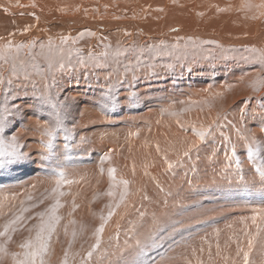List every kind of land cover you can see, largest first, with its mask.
<instances>
[{"label":"bare ground","instance_id":"6f19581e","mask_svg":"<svg viewBox=\"0 0 264 264\" xmlns=\"http://www.w3.org/2000/svg\"><path fill=\"white\" fill-rule=\"evenodd\" d=\"M34 1L37 2V5L40 2H41V4H45V3L48 4L50 2V0H34ZM51 1H52L51 5H48L50 7L65 6L64 4L66 3V5H67V2L69 3L70 7H74V4L77 3L76 1L72 2V0H51ZM87 1H89V0H87ZM87 1H83V2H85V5H86ZM99 1H106L107 2L108 0H99ZM127 1H129V2H127ZM118 2H119L118 5H116L117 3L115 4L117 6V11L120 10V12H122V13L123 12L134 13V12L139 11L142 14L143 12L149 11L147 16H145V17L149 20V22H152V23H154V25H156V27H155L156 29L154 31H150L148 28L144 27L141 23H139V21H131V19H130L129 23L124 24L120 21H116V20H112V19L111 20H103V22H101L102 20L98 21L95 19L94 20L88 19L89 17L86 19L84 16L80 17L79 13H77L75 16H71V17H68V16L67 17H62V16L59 17L58 15L52 14L48 11L47 12L42 11L43 9L39 10L40 7H39V9H35L33 12H31L33 9L30 11L32 14L34 13L33 18L37 24L34 22L30 23V20L26 18L27 16L24 17V16L18 14L17 8H19V7H16L14 5L15 8H13L9 4L7 5V3L4 0H0V7L1 6H8L9 7V14L6 13V16H2L1 15L2 13H0V48L5 47L3 49L4 52L0 51V71L3 72L2 74H4V73L6 74V72H4L6 67L8 66L6 63L9 64V62L6 60L7 58L4 59L7 56L5 53V50H6V48H8L9 50L12 51V54L18 55L19 51L17 53V49H15V48H17V44H16L17 41H18V43H20L21 41L27 40V42H30V41L39 42V44H43L44 42H46L48 44L49 48L50 49L52 48V51H54V50L58 51V49L60 50V47H58V49L55 47L60 45L61 43L65 42V41H67V39L62 40L61 36L59 35L60 36V38H59L60 40H59L58 36L50 35V34H48L50 32L45 33L43 30L45 28L48 29V27L51 23H60V22L66 28H68V29H66L65 27L64 28L60 27V29H64V33H65L64 37L69 36L68 34H69L71 29H72V31L73 30L79 31L81 29V27H83V26H85L84 28H86V27L100 28L102 26V24L104 26L106 24H108L109 27L113 26L114 28H116L117 26H124V27H127L129 29L130 28L131 29L136 28L137 33H138V39L136 40V42H137L136 44H138L140 46L141 50L144 49L145 55H142V57H143L144 61L146 60L145 64H142V65L137 64V66H135V68L141 67V70L135 71L134 65H136V63L134 64V60H132L133 58H135V56L133 55L134 57H131V59H129V60H127L128 58L126 59L125 56L124 57L119 56V53H117V48H121L119 46V42L122 39L120 38L119 35H115L112 38H109L110 40H114V42L118 43V46H117L115 51H113L112 45L109 46V49H110L109 51L112 53V55L115 54L114 55L115 57L113 58V57H110L108 54H106L107 56H109L111 58V60L114 61V63H113L114 68L113 69H115V71H116L114 84H112V83L105 84L104 81H101V82H99L101 84H98L97 82H93L94 78L92 76L89 77L87 75L86 76L88 77V80L84 83L82 82V79H80L78 81L77 80L71 81L69 79V76L68 77L65 76L66 78H61V81L64 82L66 86H64L63 84L59 85L58 83L60 80L57 78L58 83L57 84L54 83L53 80H55V79H53V78L56 77V75H51V77H48L47 79L45 78L46 80L44 81V84H40L41 83V82H39L40 79L38 80L39 77L36 79H34L32 77H27V80L23 79L24 80L23 81L22 76L17 77L15 75L16 80H14V82H11L13 80L10 79L11 80L10 82L12 84L17 83V85H19V84L21 86L23 85V87L25 85H27V86H25V87H27L26 90H24V91L17 90L16 88H18V87H16V85L12 89L11 88L12 84H9V83L4 85L0 89V108L6 107L9 110V116H8L7 121H6L4 131L0 132V138L6 139V138H10L12 135H16L18 138L17 143L21 146L19 150L23 151L25 153H28L30 155V159L27 162L10 163L7 165L0 164V228H1V230H2V226L4 224H6L9 220L14 219L15 216L24 214V212H22V210L21 211L19 210V208L23 207L24 201L29 199V197H31V198L35 197L37 194H39L41 192H43L42 194H46L51 202H54L56 197L59 196L62 201H64V202L69 201L72 203L69 206H63V208L67 210V213L69 215H71L70 218H71L72 222L62 221V224H65V229L58 224L59 220L56 222V229L59 230V227H60V229L63 230L65 233L66 240L69 244L68 248L70 249V251L73 248V246H72V234L73 235L75 234L77 236V239H75V240H77L78 242L84 241L85 244L87 245V242L90 239L89 235H88L89 228H88L84 219L91 212H95L96 214H99L102 216V219L100 221L103 224V232L100 233V235H101V237L104 236V239H103V242H104L107 239L111 238V235L113 233L117 234L116 232H118V231L115 232V230H117V228L120 225H122V223L120 221L124 218L123 215H125L126 213L130 214L129 203L131 204L133 202H136V203H138V205H142V203H143L142 198L147 197L146 203L148 204V206H147L148 210H155V211H157V214H160L159 213V205L157 204V202H158L157 198H161L163 196H167V197H171V196L176 197L177 196L176 200L174 198H169L170 200L167 203H168V205L170 203V206L168 208L173 210L176 207L180 206L182 203L180 201V199H184V195H185V191H184L183 187H181V189L175 190L174 188H169L170 185H167L168 187L166 186V183L172 184L173 179L171 180L172 182L170 180H169L170 182H165V181H168L167 180L168 175L166 176V174L170 173L171 175H173L176 173V170L174 168H171L170 172L167 170H164V171H166V174H163V171H160V169L157 168L159 166H157V167L153 166V164H154L153 161H154V159L163 161V159L165 158L166 159L165 161L167 163L170 162L172 160L171 159L172 158L171 149L175 148V147L181 148L185 143L186 132L189 131L187 133L191 134L190 131L193 130L194 127H196L197 129L199 127H201V125H203L202 124L203 121L200 118L198 120H195L196 119L195 118L192 121V123H190V125L186 124L185 119L179 113V111L186 106H183L184 102L182 103V101L180 104L177 103V101L179 102V100L182 97L181 98L179 97L180 99H173L174 97L172 95L164 94L165 93L164 90L167 89L168 86L173 85V84L175 86H177L179 90L182 89V83L181 82L176 81V83H175L176 79L173 78V80L171 79L170 83H168L169 80L167 82H166V80H162V79H160L161 81H157V80H154V78L152 77V74H154V76L159 75L158 73L153 72L155 69L157 71H162V72H163V70L164 71L165 70L170 71V70H173L174 68L176 69L175 64H174V62H176V61H173L172 58L174 57L173 54H176V53H178V51H180V48H179V50H178V48L177 49L173 48L172 55L169 54V52H170L169 49H171L172 47L167 48L166 47L167 45L165 46V43H167V41L165 39L166 35H168V34H173V35H177V34L194 35V34H196V37H190V39L192 38L195 40L196 50H199L198 47L205 48V45L202 46V44H203L204 40H208L211 43L214 42L213 43L214 45L210 44V46L215 47V48L219 47L222 50V52L224 49L225 54L231 52L233 49L232 50H230V49L235 47L234 45H238L239 48L242 47V49H239L238 54H236L237 56L243 57V56H246V54H248L249 56L247 55V57L255 58L256 56L259 57L261 55H264V0H121V1L119 0ZM150 2H152V4L155 7H150L148 5ZM17 3H19V1ZM20 3H22V2H20ZM25 3L23 5L26 7ZM79 4H80V2H79ZM50 7H48V8L46 7V8L49 10ZM0 10H2V9H0ZM22 10L23 9H21L20 11H22ZM24 10L26 11V9H24ZM5 11H7V9ZM24 13H26V12H24ZM27 13H29V12H27ZM166 22H168L169 24H171V23L174 24V22L186 24V25L188 24L189 28L183 29L181 27H177V28H173L170 31H167L166 29H163L160 27L161 25H163ZM44 24H47L48 26L44 27L45 26ZM61 24H60V26H61ZM157 26H158V28H157ZM167 28H171V27H167ZM25 29H27V30H25ZM98 30H97V32H98ZM208 30L210 31L211 35L209 33H207ZM94 31H95V29H94ZM99 33H100V31H99ZM133 36H134L133 33L129 32V35L127 37L128 41L130 40L129 42L133 41L132 39L137 38V37L133 38ZM209 36H212L213 38L212 37L209 38ZM86 40H89L88 37ZM182 40H184V39H182ZM81 41H83V43H82L83 45L86 44L84 39ZM100 41H101V43L108 45L106 43V40H103V41L100 40ZM9 42H10V44H9ZM80 43L81 42H79L78 45H80ZM96 43L99 44V40ZM178 43L181 44L180 41L176 42V44H178ZM183 43H185V42H183ZM39 44H37V46L40 47ZM131 44H128V45H131ZM12 46L14 47V50H12ZM85 46L88 49H90L87 45H85ZM83 47H81V48L83 49ZM181 48H182V46H181ZM236 48L237 47H235V49ZM253 48H255L256 51H252ZM88 49H86V52ZM91 50H94V48ZM91 50H90V52L93 53ZM106 50H107V48H106ZM157 50L158 51L162 50L166 53V57L169 59V60H167V61H169L167 63L169 68H166L163 66L164 69H162V70L160 69V66L166 64V62L161 60V57L159 59H157L156 62H153L151 57H153V55L157 54V52H158ZM29 51H30V49H29ZM236 52H237V50H236ZM32 54H34V53H32ZM26 55H23V56H26ZM32 56L34 57V55H32ZM128 56H130V55H128ZM237 56L234 57L233 59H236ZM36 57H37V55H36ZM36 57H34V58H36ZM23 60H25V57H23ZM131 60H132L133 66L131 69L129 68L130 71H128V73L126 75L123 72V70L125 68V64H127V62H129V61L131 62ZM190 60H185V61L188 62ZM229 61L224 60V64L227 66V68L230 66ZM117 62H121V63H117ZM202 62L203 61H201V66H200L199 70H202L201 69L202 64H203ZM209 62H207V63H209ZM184 63H186V62H184ZM190 63L192 64V61ZM149 64H151V65L155 64L153 66L154 68L148 67ZM205 64L206 63L204 62V65ZM210 64H208V65H210ZM180 65H182V64L179 63V66ZM250 65H251V63H250ZM146 66H147V68H146ZM196 66H195V68H197ZM182 67H184V66H182ZM177 68H178V66H177ZM184 68H189V67H184ZM224 68H225V66H224ZM252 68H250V72H252V74L258 73L256 71L259 69V67L256 69L255 64H252ZM104 70L105 69L99 70V73L103 74V75H105V73H108V74L110 73V72H107V70H105V71ZM226 70L230 71L229 69H226ZM191 71H193V70H191ZM150 72L152 73L151 75L149 74ZM122 73H123V75H122ZM108 74H107V77H108ZM229 74H230V72H229ZM247 74H248V71H247ZM247 74H245V76H247ZM60 75L58 77H60ZM76 75L74 73H72V76H76ZM145 75L147 77H145ZM165 76H166V74H165ZM107 77H106V79H107ZM262 77L264 79V70L262 73ZM232 78H230L229 80H231ZM91 79L93 81H91ZM179 79H181V78H179ZM252 80H253V83L249 82V84H248L247 81H244L243 83H245L246 86L255 87L257 79L252 78ZM8 81H9V78L8 79L5 78L4 82H8ZM224 81H225V79H224ZM242 81H237V84H241ZM57 85L60 89L55 90V88H57ZM162 87L164 88L163 90H162ZM260 87H263L262 89H264L263 85H260ZM158 88H159V91H158V94H156V91ZM216 88H217V86H216ZM241 88H239V91ZM250 88H248L249 91H250ZM248 89H247V91H248ZM13 90H15L17 92V94L15 93L16 95L14 94ZM252 90L257 91L256 87L254 89H251V91ZM241 91H242V89H241ZM42 93L47 95L50 99H52L53 102H59L61 105L66 106V109L62 110V117H63V121H64V126L67 129V131L62 130V129L57 130L56 135L53 137V148L51 150L46 149L44 147V144L42 143V141H47L49 139L47 136H43L42 132H43V126L48 124L50 121L49 113L52 111V109L49 105H44V104L40 103V97H41ZM213 94H215V93L210 94L209 101L207 102L208 108H206L208 110L206 111L205 114H203V117H206L208 119H210L212 116V110H211L212 108L211 109L209 108L211 106V105H209L210 104L209 102L214 100L215 95L213 96ZM249 95H250V92H249L248 96ZM184 96H185V94L183 95V97ZM187 99L188 98H186V100ZM225 99L228 100V97L226 96ZM202 100H204V99H202ZM216 102H217V100H216ZM124 103H128L129 105L123 106ZM197 103H198V101H197ZM253 103L254 102H252V105H254ZM202 104H203V102H202ZM172 105H174L173 108H172ZM197 105L200 108V105L199 104H197ZM179 106H181L180 110H179ZM219 106H220V104L218 105V107ZM166 107H168V109H166ZM252 108H253V106H252ZM186 109L188 112L189 109L187 107H186ZM214 109H216V108H214ZM170 110H172L171 112H173V116H174L173 118H175V119H172V122L169 120L170 118L168 119L166 117V116L170 115V114L167 115V112H170ZM195 110H196V107H195ZM200 110H202V109H200ZM236 111H237V109H236ZM251 111H253V110L251 109ZM257 111H259V110H257ZM254 112L256 113V110ZM163 113L164 114L166 113V115L164 116ZM255 113L253 115H255ZM257 113L264 114V113H261V111H259ZM121 114L122 115L124 114L123 116L127 119L123 118V116L121 117ZM201 116H202V114H201ZM235 116H237V115H235ZM241 116H243V115H241ZM256 117L257 116H255L254 118H256ZM171 118H172V116H171ZM251 118H253V117H251ZM238 121H239V118H238ZM263 121H264V117H263ZM251 122H253V121H251ZM255 122H254V124H255ZM241 123H243L242 120H241ZM243 124H245V123H243ZM247 124H249V126H250L249 120H248ZM257 125H260L259 122ZM224 126L225 125H223V128H224ZM261 126H262V124H261ZM225 128H226V126H225ZM244 129H248V128H244ZM254 129L256 130L257 127H255ZM258 129L261 131V128H258ZM259 130H258L259 133L263 132V131L260 132ZM220 132H219V134H220ZM247 133L249 134L251 132H247ZM233 134L235 135V133H233ZM194 135L196 136L195 133H194ZM249 135H247V137H249ZM251 135H252V133H251ZM251 135L249 137L250 139L252 138ZM260 135H262V134H260ZM66 136H68L69 138L65 139ZM254 136H257V135H254ZM81 137L84 138L83 142H81ZM212 137H214V136H212ZM259 137H263V136H259ZM194 138L197 139V137H194ZM238 140L240 142V139H238ZM262 140H263V138H262ZM197 142L199 144V141H197ZM193 143L195 144L196 142H193ZM65 144L70 145V147L65 148ZM186 147H187V145H186ZM190 149H194V148H190ZM197 150H199V147ZM190 151H192V150H190ZM198 152H200V150ZM212 152H214V151H212ZM192 153H193V151H192ZM189 154H190V152H189ZM105 155L108 157L107 159H104ZM44 156H47L48 158L44 159L43 158ZM177 157L178 156H175L174 158L177 159ZM201 157L202 156H200L199 158L201 159ZM237 157H239V156H237ZM242 157H243V155H242ZM242 157L240 154L241 159H242ZM180 158L178 157V160H180ZM188 158H190V157H188ZM195 158L197 159V157H195ZM209 158H208V160H209ZM244 158H245V156H244ZM182 159L184 160V158H182ZM210 159L212 161V158H210ZM178 160H177V162H178ZM189 160L190 159H188L187 163H189ZM205 160H207V159H205ZM259 160L260 159H257L253 163L251 162V164H249V163H247V164L250 165L251 169H255V166L257 163H259ZM193 161L196 162V160H193ZM197 161H198V159H197ZM224 161H225V159H224ZM234 161L236 162V160H234ZM199 162H200V160H199ZM196 163H198V162H196ZM215 163L213 162V164H215ZM174 164H176V163H174ZM233 164L234 163H232V166H233ZM244 164H245V162H244ZM244 164L242 166H244ZM210 166H211V163H210ZM219 166H221V165H219ZM226 166H229V164L228 165L226 164ZM192 167H193V165H192ZM198 167L201 168L200 166H198ZM222 167H223V165H222ZM245 167L247 168L248 166L245 165ZM231 168H228V170ZM238 168H239V166H238ZM240 168H242V167H240ZM109 169H115V171L110 174ZM201 169H203V168H201ZM201 169H199V171ZM220 169L222 170V168H220ZM223 169H224V167H223ZM251 169H250V171H251ZM58 170H63L65 173L64 179L68 180V181H72V183H63L62 182L61 185L59 186V188H57V191L55 193H53L52 189L56 187L55 181L58 178L56 175ZM207 170H208V168H207ZM230 171H233V170L231 169ZM234 171H236V169ZM203 172L204 171H202V173ZM224 172H225V174H227L226 168H225ZM190 173H191V171H190ZM206 173H208V171ZM199 174H198V176H199ZM218 174H219V171L215 172L212 175L211 174H209V175H211V176L214 175L215 177H217ZM225 174H224V176H225ZM240 174H239V176H240ZM252 174L251 173L247 174V178L245 177L246 181H249L250 182L249 184L252 186L253 185L261 186L260 182L256 178L252 177ZM164 175H165V177H167V179L166 178L163 179ZM192 175H193V173H192ZM231 175H232V177L234 176L233 174H231ZM231 175H227L226 177H229ZM254 175H255V173H254ZM239 176H237V177H239ZM242 176H244V175H242ZM226 177H224V178L227 179ZM170 178H171V176H170ZM210 178H212V177H210ZM220 178L222 180L223 177H219V179ZM224 178H223V180H224ZM195 179H197V178H195ZM206 180H207V178H206ZM213 180L214 179L209 180V183H207V184H211L213 182ZM234 180L236 181V178H234ZM122 181H127L128 183L125 185ZM210 181H212V182L210 183ZM215 181H217V180H214V182ZM224 181H226V180H224ZM237 181H241V180L237 179ZM200 182H201V180H200ZM228 182H230V179L228 180ZM231 182H230V184H231ZM226 183H227V181H226ZM226 183H225V185H226ZM233 183L238 184L237 182H233ZM216 184H218V183L216 182ZM221 184H220V186L222 187ZM194 185L196 186V184H194ZM211 185H214V183ZM188 186H190V185H188ZM195 186H194V188H196ZM203 186H205L204 183H203ZM217 186H219V185H217ZM234 186H238V185H234ZM191 187H190V189H192ZM227 187H229V186H227ZM238 187H240V186H238ZM196 189H198V188H196ZM250 189H252V188L250 187ZM113 191H115L116 193H120V201L114 198V195L112 193ZM249 191H251V190H249ZM131 192L134 193V198L131 202H129V195L131 194ZM172 192H175L176 196L172 195ZM60 193H63V195H61ZM109 193H111V195H109ZM146 194H150L151 197L147 196ZM122 195H123V199H121ZM185 196H187V195H185ZM204 196H205V194H204ZM259 196H257V195L250 196L246 206L243 207L244 205L243 206L241 205L244 208L242 211L237 212L238 211L237 210L233 216L231 214V217L227 216L226 218H223L222 216L213 215V214H215L214 213L215 209L213 211V214L211 213L212 211L210 212L212 215L211 214H205L203 217H200V218H205V220H203V219L202 220L201 219H198V220L192 219V217H193V216L191 217L192 211H190V210H188L182 214H179L180 211L178 209L179 215H177V217L173 216V218H170L171 216L167 217L168 212H167V214H165L163 212L165 214L164 216L167 217V218L166 217L165 218L167 219L166 224L168 225V229L170 227H175L176 230H177V228L179 229L180 236L178 235L179 237L174 242V244H171L173 246H157V245L155 246L154 242L155 241L157 242V240L159 239L157 237H160L164 233H160V235H157L158 229L156 227H153V229H151V226H153L151 224H150L151 226L149 225L150 230H153V232L156 234V235L154 234L155 239H150L151 237L148 238L147 235H145L143 232H139L138 230H131L133 227L131 228L130 225L127 226V228L124 231H121L120 230L121 227H120L118 230L121 231L120 232L121 235H124L126 237L129 236L130 237L129 239H130V242L132 245L138 244L139 239H140L141 244L144 246H137V245L129 246V243H128V246L127 245L124 246V244H122V243H120V246L119 245L118 246H108V245L113 244V242L106 241L105 244L107 246H99L98 251L96 253H94L91 257L92 262L90 261L91 263H89V262H86V263H89V264H232V261L236 260L237 264H241L240 260L233 253H227L228 249L226 250V253L221 252V251H223L221 246L224 245V244L222 245L221 243L235 244L237 241H239V238L242 239L243 237H245L244 236L245 231L255 233L257 230L256 225L260 226V228H261V234L260 235L264 236V212L257 215L256 224H253L252 220H251V217L253 215H256V212L254 210L264 209V198L259 197ZM37 198H39V197H37ZM30 201H31V199H30ZM38 201H36V202H38ZM191 201H193V199ZM194 202H196V200H194ZM28 203L29 202H27L25 204L27 205ZM223 204H225V203H223ZM243 204H245V203H243ZM164 206H166V205H164ZM183 206H185V205H183ZM178 208H180V207H178ZM194 208H195V206H194ZM203 208H205V207H203ZM213 208H215V207H213ZM239 208H240V205H239ZM206 209H208V208H206ZM34 210H36V209L34 208ZM171 210H170V212H172ZM223 210L224 209H222V211ZM233 210L234 209H232V211ZM109 211L113 212V215L111 217L108 216ZM176 211H174V214ZM204 212L207 213L206 211H204ZM216 212H218V210ZM154 213H156V212H154ZM163 213L161 212V216H163L162 215ZM228 213H230V211ZM171 214L173 215V213H171ZM10 215H11L12 219H10V217H9ZM46 215L53 216V215H55V213L54 214L49 213ZM133 215L135 216V214H133ZM200 215H202V214H200ZM208 215H209V217H208ZM138 216H136V217H138ZM118 217H119L120 225H119V223L117 224L114 221V219L117 220ZM136 217H135V220H136ZM178 217H181V218H178ZM138 219H139V217H138ZM229 219H231V220H229ZM156 220H158V219H156ZM162 220H163V218H162ZM74 221H77V222L75 223ZM163 221H161L162 226H164ZM40 222H41V218L38 215H35L34 218H32V219H30V218L24 219L23 221H21L20 223H18L17 225L14 226V227H16L17 230L15 232H13V234H10L12 237L11 241L7 242L6 237L3 239H0V244L6 243V246H8V249H6L3 252H0V264H15L16 259L22 258L23 249L20 248L19 245L23 241H25L26 239L30 238L33 235V233L37 230L36 226H38L40 224ZM149 223H151V222H149ZM21 224H23V227L20 226ZM141 224H143V223H141ZM144 224H145V222H144ZM144 224L142 226H144ZM131 225H132V223H131ZM156 225L159 226V223L156 224L155 217H154V226H156ZM167 225H166V227H167ZM229 225H231V227H229ZM209 226L212 228V230L219 232L222 235L225 232L226 236H227L226 239H223V241H221V243H219V244H221V246H219V249L217 248L216 254L211 253L212 250L214 249L213 245L212 246L211 245L210 246L209 245L203 246V245H207V244L211 243V241L210 242L207 241L208 238L206 239L203 237V235L199 234L200 232L203 231L202 230L203 227H209ZM99 227H100V225L97 227V229ZM143 228H145V227H143ZM154 228L157 230H155ZM29 229H31V231ZM212 230H211V233H212ZM170 233H171V231H170ZM207 233H208V231H207ZM225 233H224V235H225ZM58 236H59V231L58 232L55 231L52 234L51 240H53V243H52V245H49L52 247L50 248V250L47 251V254L45 255V262H48L47 258L50 255L56 254V250L58 247L56 241H57ZM87 237L89 239H87ZM120 238H122V237H120ZM231 238H234V239L230 240ZM73 241H74V239H73ZM122 241H123V239H122ZM128 241L126 240V242H128ZM212 242H214V241H212ZM117 243L119 244V242H117ZM121 244L123 246H121ZM216 244H218V243L216 242ZM226 247H229V246H223V249H226ZM12 253H20L21 255L19 257L14 258L12 256ZM71 253L73 255L70 254L69 257L75 258L76 255L74 254V252L71 251ZM225 256H227L229 258L227 262L224 260ZM253 256H255V258L252 260L255 261V264H258L260 262V259H261L258 251H255L254 254L251 255L250 258H252ZM65 257H67V255H62L60 257V260H61L60 262H62V264L65 260H67ZM69 259H71V258H69ZM69 263L73 264L71 262H69ZM77 263H74V264H77Z\"/></svg>","mask_w":264,"mask_h":264},{"label":"rangeland","instance_id":"374dc122","mask_svg":"<svg viewBox=\"0 0 264 264\" xmlns=\"http://www.w3.org/2000/svg\"><path fill=\"white\" fill-rule=\"evenodd\" d=\"M4 1L7 3V5L9 4L13 8H15V6L16 7H19V8H17L18 14L19 15H22L24 17L27 16L26 18L30 20V23L31 22L36 23L35 20H34V18H33L34 17V13L32 14L31 12H33L35 9H39V7H40L39 10L43 9L42 11H46V12L48 11V12H50L52 14L58 15L59 17L60 16H62V17H67V16L68 17H71V16H75L77 13H79V16L80 17L81 16H84L86 19L89 17L88 19H91V20H94L95 19V20H98V21H101L102 20L101 22H103V20H111L112 19V20L120 21V22H122L124 24L129 23L130 22V19H131V21H139V23H141L144 27L148 28L150 31H154L156 29L155 28L156 25H154V23H152V22H149V20L145 17L149 13V11L143 12L142 14L139 11L134 12V13H130V12H127V13L123 12L122 13V12H120V10L117 11V6L116 5L119 4V2H118L119 0L118 1L117 0H108L107 2L106 1H99V0H89V1H87V0H72V2L73 1H76L77 2V3L74 4V7H70L68 2H67V5L69 7L66 5V3L64 4L65 6H58V7L53 6V7H50L48 5H51V2H52L51 0H50V2L48 4L45 3L46 5L45 4H41V2L37 5V2L34 1V0H4ZM18 1H19V3H17ZM83 1H87L86 2V5H85V2H83ZM20 2H22V3H20ZM79 2H80V4H79ZM127 2H129V1H127ZM24 3H25V5H26L27 8L23 5ZM148 5L150 7H155L152 4V2H150ZM7 7L8 6H1L0 7V9H2V10H0L1 11L0 13H2L1 14L2 16H6V13L9 14V7L8 8ZM46 7L47 8L50 7L51 9L49 8V10H48ZM6 9H7V11H5ZM21 9H23V10L20 11ZM24 9H26V11ZM24 12H26V13H24ZM27 12H29V13H27ZM51 24L49 25L48 29L47 28L43 29L44 27H47L48 26L47 24H44L45 26L42 29L44 30L45 33L50 32L48 34L53 35V36H58V39L60 38V36L61 37H64L65 36L64 35L65 34L64 33V29H60V27L61 28H64L65 27L63 24H61V22L60 23H51ZM60 24H61V26H60ZM84 27L85 26L81 27V29L79 31H77V30L76 31H74V30L72 31V29H71L70 32H69V34H68L69 36L67 35L68 36L67 37V41H65V42H63L61 44L59 43L60 45H58V46L55 47L57 49H58V47H60V50L58 49V51H55V50L52 51V48L50 49L49 46H48V44L46 42H44L43 44H39V42H32V41L27 42V40L21 41L20 43H18V41H17V43H16L17 44V48H15V49H17V53L19 51L18 55L12 54V51L9 50L8 48H6L5 53H6L7 56L4 59L7 58L6 60L9 62V64L6 63L8 65L6 67V69H5V71H4V72H6V74L5 73L2 74L3 72L0 71V81H1L0 82V89L4 85H6L8 83L9 84H12L11 82H14V80H16L15 75L17 77L18 76H22V80L23 79L27 80V77H32L34 79H36V78L39 77L38 80L40 79V81H39V82H41L40 84H44V81L48 77H51V75H56V77L53 78V79H55V80H53L54 83H56V84L58 83L57 82L58 81L57 78H58L60 80L58 84L59 85H62L63 84L64 86H66V85H65L64 82L61 81V78H66L68 76H69V79L71 81H73V80H77L78 81V80L82 79V82L84 83V82H86L88 80V77L87 76H89V77L92 76L94 78V81L92 79H91V81L97 82L98 84H101V83H99L101 81H104L105 84H107V83L114 84V82H115V76H116V73L115 72L116 71H115V69H113L114 68V66H113L114 61L111 60L110 57H113L114 58L115 57L114 56L115 54L112 55V53L109 51L110 50L109 49V46L112 45L113 46V51H115L116 48H117V46H118V43L114 42V40H110L109 38H112L115 35H119L120 38L122 39L119 42V46L121 48H117V53H119V56H123V57L125 56L126 59L128 58L127 60L131 59V57H134V56H135V58L137 57L136 59L135 58L132 59V60H134V64L136 63V65H134V68H135V66H137V64H141L142 65V64H145L146 63L145 62L146 60L144 61V59L142 57V55H145L144 54L145 53L144 49L141 50L140 49V46L138 44H136L137 43L136 40L138 39V33H137V29L136 28L135 29H131V28L129 29V28L124 27V26H117L116 28H114L113 26H111L112 27L111 28V27H109L108 24H106L105 26L102 24V26L100 28H97V27H86V28H84ZM160 27L163 28V29H166L167 31H170L173 28H177V27H181L183 29H188L189 28L188 24L186 25V24L175 23V22H174V24H172V23L169 24L168 22H166L163 25H161ZM167 27H171V28H167ZM157 28H158V26H157ZM66 29H68V28H66ZM94 29H95L96 32L94 31ZM97 30H98V32H97ZM99 31H100V33H99ZM208 31H207V33H209L211 35L210 31L209 32ZM129 32H132L133 33V35H134L133 38L134 37H137L135 39H132L133 41H131V42H129L130 40L128 41V39H127L128 35H129ZM81 33H83V35H81ZM89 33H93V34L90 35ZM87 37H88L89 40H86ZM190 37H196V34H194V35H190V34H185V35H182V34H177V35L168 34V35H166L165 39H166L167 43H165V46L167 45L166 46L167 48L172 47L171 49H169L170 50L169 54L172 55L173 48H175V49L178 48V50L180 48V51H178V53H176V54H173L174 57L172 58L173 61H176V62H174L176 69L175 68L174 69L172 68L173 70H170V71L169 70H165V71L163 70V72L162 71H157L155 69L153 72L158 73L159 74L158 76H154V74H152L151 72L149 73L150 75L152 74V77L154 78V80H157V81H161L160 79H162V80H166V82H167L169 80L168 83H170L171 79L173 80V78H174V79H176L175 80V83H176V81L181 82L182 83V89L179 90L178 87L173 84V85H170V86L167 87V89L169 91L167 89H165L164 90L165 93L164 92L163 93L164 94L172 95L174 97L173 99H180L182 97L179 100V102L177 101V103L180 104L181 101H182V103L184 102L183 103V106H186L189 109L188 112H187L186 107H184V108L181 109V106H179V110L181 109L179 111V113L185 119V123L186 124L190 125V123H192V121L195 118H196L195 120H198L200 118L203 121V123H202L203 125H201V127L198 128L199 130L196 127H194V129L190 131L191 134H188L187 133L189 131L186 132L185 143H184V145L181 148L180 147H175V148H172L171 149V155H172V158L171 159L172 160L170 162L167 163L165 161L166 160L165 158L163 159V161L156 160V159H154V161H153V163H154L153 166H156V167L159 166L157 168H159L160 171H163V174H166V171H164V170H167L169 172H170V169L171 168H174L176 170V173L173 174V175H171L170 173L169 174H166V176L168 175L167 176L168 179H167V177H165V175H164V178L163 179L166 178L168 180V181H165V182H170L173 179V182L174 183L171 181L172 184L171 183H166V186L167 185H170L169 188H174L175 190L181 189V187H183V189L185 191V195H187V196L184 195V199H180V201L182 202L181 205L178 206L180 208L176 207L173 210H171L170 208H168L170 206V203L168 205L167 202H169V200H170L169 198H174L175 200L177 199V196H176V193L175 192H172V195H174L176 197H173V196H171V197L163 196L161 198H157V201L159 202V203L157 202V204L159 205V213L160 214H157V211H155V210H148V208H147L148 204L146 203V198L147 197L142 198V202H143L142 205H138V203H136V202H133L131 204L129 203L130 214L129 213H126L125 215H123V217H124L122 219L123 221L122 220L120 221L122 223V225H120V223H119V217H118L117 220L114 219V221L117 224L119 223L120 226L117 228V230H115V232L118 231V232H116L117 234H114L113 233L111 235V238H109V239L106 240V241L113 242V244L108 245V246H118V245L120 246V243L124 244V246H126V245L128 246V243H129V246H133V245L134 246L135 245H137V246H144V245L141 244L140 239H139V243L140 244L138 243V244H133L132 245L131 242H130V239H129L130 237L129 236L126 237L124 235H121L120 232L121 231H124L127 228V226H129V225L131 226V228L133 227L131 230H138L139 232H143L145 235H147L148 238L151 237L150 239H155V236H154L155 233L153 232V230H150V226L153 225V226H151V229H153V227H156L158 230L155 229V228L154 229L157 230V233H158L157 235H160V233H164V234L166 233L165 235L162 234L160 237H157L159 239L157 240V242L156 241L154 242L155 244L154 243L153 244L155 246L156 245L157 246H173L171 244H174V242L180 236L179 229L177 228V230H176L175 227H170L168 229V225L166 224V222H167L166 221L167 220L166 218L167 217H170V216H171L170 218H173V216L174 217H177V215L182 214V213L190 210V211H192L191 212V217L193 216L192 219H194V220L195 219L196 220H198V219L205 220V218H200V217H203L205 214H211V213L213 214V211L215 209V211H214L215 214H213V215H215V216H222L223 218H226L227 216L231 217V214L233 216L234 213L237 210H238L237 212L242 211L244 209L243 207L246 206V204H247L250 196H253V195L259 196L260 195L259 197H263L264 198V195H263L264 194V189H263L264 186H262V185H261L262 187L259 186V185H253L252 186L250 184L246 186L243 182L237 181V179L239 180L242 175H244L243 176L244 178L245 177L247 178V174L248 173H251V174L253 173L252 174V177L253 178H256L259 181V179H258L259 178L258 173L255 171V169H251L250 168V165L249 164H251V162L247 159L246 153H245V150H244V143H246V142H245V140L241 139L240 136H244V135L247 136L249 134L251 135V133H252L251 137H253L254 135H257V136H254L255 139L258 140V141H260V142L263 141L262 143H264V131L262 132V130L260 131L258 129V128H261L260 127L261 124H264L263 123L264 122L263 121L264 114L257 113L259 111H261V113H264V106H262V105H264V89H262L263 87H260V85H263L264 86V83H261L260 82L261 80H264L263 77H262V73H263L264 67H262L260 65V63L258 62L257 59L247 57L248 54H246V56H243V57L237 56L236 54H238L239 49H242V47L239 48L238 45H234L238 49L237 48L235 49V47H233V48L230 49V50L233 49L231 52L225 54L224 49H223V52H222V50L219 47L215 48V47L210 46V44L211 45H214L213 44L214 42L211 43L208 40H204L202 46L205 45V48L198 47L199 50H196V48H195V46H196L195 45V40L192 39V38L190 39ZM210 37H212V36H209V38ZM83 39L86 42L85 45H87L90 49H88L85 45L82 44L83 41H81V40H83ZM182 39H184V40H182ZM98 40H99V44L101 43L100 40H102V41L103 40H106V43L108 45L103 44V43H101L99 45V44L96 43ZM177 41H180L181 44L183 42H185V43H183L182 45L179 44V43L176 44ZM79 42H81L80 45H78ZM20 44L24 45V47H22V48L21 47H18V45H20ZM37 44H39L40 47L37 46ZM128 44H131V45H128ZM181 46H182L183 49L181 48ZM81 47H83V49ZM92 47L94 48V50H91V49H93ZM4 48L5 47L0 48V51L1 52L2 51L4 52V50H3ZM106 48H107V50H106ZM29 49H30V51H29ZM86 49H88L87 52H86ZM12 50H14V47L13 46H12ZM90 50L93 53H91ZM236 50H237V52H236ZM161 51L162 50H159L157 52V54L156 55H153V57H151V58H152L153 62H156V60L161 57V60L164 61V62H166V64L160 66V69L162 70V69H164V67L169 68V66L167 64L169 62L167 60H169V59L166 57V53L164 51H162V52ZM32 53H34V54H32ZM106 54H108L110 57L107 56ZM23 55H26V56H23ZM32 55H34V57H36V55H37V57L34 58ZM128 55H130V56H128ZM236 56H237V58L236 59H233ZM23 57H25V60H23ZM255 58H258V56H256ZM132 60H131V62L129 61V62H127V64H125V68H124L123 72L126 75H127L128 71H130L129 68L131 69L132 66H133ZM185 60H190V61L187 62ZM224 60H228V61L230 60L229 61L230 66L228 68L224 64ZM191 61H192V64L194 63L193 65L190 63ZM201 61H203L202 62L203 63L202 64V68H201L202 70H199V68L201 66ZM184 62H186V63H184ZM204 62L207 65L206 64L204 65ZM207 62H209V63H207ZM249 62L251 63V65H250ZM117 63H121V62H117ZM179 63L182 64V65L179 66ZM208 64H210V65H208ZM252 64H255L256 69L259 67V69L256 71L258 73H253L252 74V72H250V68H252ZM154 65L155 64H153V65L149 64L148 67L154 68L153 67ZM177 66H178V68H177ZM182 66L189 67V68H184ZM195 66L198 69L195 68ZM224 66H225V68H224ZM146 68H147V66H146ZM101 69H105V70H107V72H110L111 74L110 73L109 74L108 73H105V75L100 74L99 73V70H101ZM226 69H229L230 71H227ZM136 70L137 71L138 70L140 71L141 70V67H136L135 68V71ZM191 70H193V71H191ZM247 71H248V74H247ZM229 72H230L231 75L229 74ZM72 73H74L75 75L77 74L76 75L77 77L76 76H72ZM107 74H108V77L109 78L107 77ZM165 74H166V76H165ZM245 74H247V76H245ZM59 75H60V77H58ZM122 75H123V73H122ZM106 77H107V79H106ZM145 77H147V76L145 75ZM5 78L6 79L9 78V81L8 82H4L5 81ZM179 78H181V79H179ZM230 78H232L233 80L232 79L229 80ZM252 78L257 79V82L255 84V87H256V90L258 89L259 91L258 90L257 91H253V90L251 91V89H254L255 87L246 86L245 83H243L244 81H247L248 84H249V82L253 83ZM10 79L13 80V81H11ZM224 79H225V81H224ZM237 81H242V83L241 84H237ZM13 84L11 85V88L12 89H13V87L15 85H16V87H18V88H16L17 90L24 91V90L27 89V87H25L27 85H25L23 87V85L22 86L20 84L17 85V83H13ZM216 86H217V88H216ZM239 88H241L242 91H241V89L239 91ZM248 88H250V91H249ZM57 89H60L58 87V85H57V88H55V90H57ZM163 89L164 88L162 87V90ZM247 89H248V91H247ZM15 90H13V92H14V94L15 93L17 94V92ZM158 91H159V88L157 89L156 94H158ZM249 92H250V95L248 96ZM211 93H215V94H213V96L215 95V97H214V100H212L211 102H209L210 103L209 105H211L209 108L210 109L212 108L211 109L212 110V116H211L212 119L211 118L208 119L206 117H203V114H205L206 111L208 110V109H206V108H208L207 107V105H208L207 102L209 101V97H210V94ZM184 94H185V96H184L185 98L183 97ZM226 96L228 97V100L225 99ZM186 98H188L190 101L188 99L186 100ZM202 99H204V100H202ZM216 100H217V102H216ZM197 101H198V103H197ZM202 102H203V104H202ZM252 102H254L253 103L254 105H252ZM197 104L200 105V108H199V106ZM219 104H220V106L218 107ZM127 105H129V104L128 103H124L123 106H127ZM173 106L174 105H172V108H173ZM252 106H253V108H252ZM195 107H196V110H195ZM214 108H216V109H214ZM64 109H66V106L62 105V110H64ZM166 109H168V107H166ZM200 109H202V110H200ZM236 109H237V111H236ZM241 109H244L245 110L244 111V114L241 113ZM251 109L253 111H251ZM255 110H256V113L254 112ZM257 110H259V111H257ZM171 111L172 110H170V112H167V115H169V114L170 115L169 116H166V117L168 119L170 118L169 120L172 122V119H175V118H173L174 117L173 116V112H171ZM254 113H255V115H253ZM201 114H202V116H201ZM123 115L121 114V117ZM163 115L165 116L166 113L165 114L163 113ZM235 115H237V116H235ZM241 115H243V116H241ZM171 116H172V118H171ZM250 116L253 117V118H251ZM255 116H257L256 117L257 119L254 118ZM123 118H125V117L123 116ZM238 118H239V121H238ZM125 119H127V118H125ZM241 120L245 124L241 123ZM248 120H249V123H250V126L251 127L249 126V124H247ZM251 121H253V122H251ZM254 122H255V124H254ZM258 122H259L260 125H257ZM210 125L212 126V130H213L212 135L211 136H206L205 139L201 141L200 138H199V136L196 133L198 131L202 130V129H207ZM223 125H225L226 128H225V126L223 128ZM243 127L244 128H248V129H244ZM255 127H257V129L260 132H262V133H259L257 129H256L257 130L256 131L254 129ZM237 129L241 130L240 131L241 134L239 136L236 133L237 132ZM219 132H220V134H219ZM247 132H251V133L248 134ZM194 133L196 134V136L194 135ZM233 133H235V135ZM260 134H262V135H260ZM250 135H249V137H250ZM212 136H214V137H212ZM259 136H263V137H259ZM194 137H197V139L194 138ZM224 137H229L230 138V139H228L229 141L226 140V139H224ZM262 138H263V140H262ZM238 139H240V142H239ZM196 140L199 141V144H198V142ZM193 142H196L198 145L195 143L196 148L190 149V148H193V147H190ZM186 145H187L188 148L186 147ZM232 145H235V147H236V156L235 157H232L233 156L232 150H231ZM197 146L199 147L200 152H198L199 150H197L198 149ZM190 150H192L193 153ZM186 151L187 152L188 151L190 152V154L188 156H184V152H186ZM212 151H214V152H212ZM226 153H228V154L226 155ZM240 154H241V157L243 155L242 159L240 158ZM199 155L202 156L201 159L199 158L200 157ZM175 156H178L179 158L181 157L180 160H178V157H177V159H175L174 158ZM237 156H239V157H237ZM244 156H245V158H244ZM188 157H190V158H188ZM195 157H197L198 161H197V159ZM209 157L212 158V161H211V159ZM182 158H184V160ZM208 158H209V160H208ZM237 158L240 159L241 161H243L242 162L243 164L245 162V164H244V166H242V168H240V167L238 168V165L234 161ZM188 159L191 160V161L189 160V163H187L188 162ZM205 159H207L208 161L205 160ZM224 159H225V161H224ZM257 159H260V158L258 157ZM177 160H178V162H177ZM193 160H196V162H198L199 164L196 163ZM199 160H200V162L201 161L202 162L200 163ZM229 160L232 163H234L233 166H232V163ZM213 162L214 163L216 162V163L213 164ZM174 163H176V164H174ZM210 163H211V166H210ZM247 163H249V164H247ZM169 164L172 165L171 168H169ZM226 164L227 165L229 164V166H226ZM192 165H193V167H192ZM219 165H221V166H219ZM222 165H223L224 169H223ZM245 165H247L249 168L247 167L248 168L247 169L245 167ZM198 166H200L203 169L199 168ZM207 168H208V170H207ZM220 168H222V170ZM225 168H226L227 174H225V172H224L225 171ZM228 168H231L233 171H230L231 169L228 170ZM199 169H201L200 170L201 172L199 171ZM235 169H236V171H234ZM250 169H251V171H250ZM190 171H191V173H190ZM202 171H204L205 173L204 172L202 173ZM207 171H208V173H206ZM217 171H219V174H218L217 177H215L214 175H213L214 177L211 176L212 174H214ZM192 173H193V175H192ZM254 173H255V175H254ZM198 174H199L200 177L198 176ZM209 174H211V175H209ZM224 174H225V176H224ZM231 174L234 175L233 177L236 178V181L234 180V178L232 177ZM239 174H240V176H239ZM227 175H231V176H229L230 178L229 177H226ZM170 176H171V178H170ZM237 176H239V177H237ZM205 177L207 178V180H206ZM210 177H212V178H210ZM219 177H223V178L226 177L227 179L224 178V180H226L227 183H226V181L223 180V178L221 180V178L219 179ZM195 178H197V179H195ZM228 178L230 179V182L232 181L231 184H230V182H228V180H229ZM246 178L244 179L245 181H246ZM208 179L209 180L214 179V180H217V181H215V182H214V180H213V182L210 181V183L212 182L211 184L214 183V185H211V184H207V183H209V180ZM200 180H201V182H200ZM216 182L218 184H216ZM233 182H237L238 184H236V183L234 184ZM203 183H204L205 186H203ZM219 183L220 184L222 183L221 184L222 187L220 186ZM225 183H226V185H225ZM194 184H196V186ZM171 185L172 186L174 185V186L172 187ZM188 185H190V186H188ZM193 185L196 188H198V189L194 188ZM217 185H219L220 187L217 186ZM234 185H238L240 187L234 186ZM227 186H229V187H227ZM190 187L192 189H190ZM250 187L252 189H250ZM249 190H251V191H249ZM42 193L43 192L37 194L35 197H32L31 198V201H30V199H27L26 201H24L23 207L22 208H19L20 211L22 209H27V211L24 212V214H23L24 218L25 219H29V218L32 219V218H34L35 215H37V213H40V212H45L46 214L53 213V206L56 205V203L58 201L59 202V207H56V209H55V216L56 217H59L58 224L65 229V224H62V221H65V222H72V221H71V218H70L71 215H69L67 213V210L64 209L63 206H69L72 203L69 202V201H67V202L62 201L59 196L56 197V199H55L54 202H51L49 200L48 196L46 194H42ZM112 193L114 195V198L120 201V193H116L115 191H113ZM204 194H205V196H204ZM245 194L246 195L248 194V195L246 196ZM146 195L149 196V197H151L150 194H146ZM195 196L196 197L198 196L199 198L198 197L196 198ZM37 197H39V198H37ZM133 198H134V193L131 192V194L129 195V202H131L133 200ZM191 198L193 199V201H191L192 200ZM194 200H196V202H194ZM36 201H38V202H36ZM40 201H44V202L41 203ZM27 202H29V203L26 205L25 203H27ZM223 203H225V204H223ZM243 203H245V204H243ZM164 205H166V206H164ZM183 205H185V206H183ZM239 205H240V208H239ZM241 205L242 206L244 205V206L242 207ZM194 206H195V208H194ZM203 207H205V208H203ZM213 207H215V208H213ZM34 208L36 210H34ZM206 208H208V209H206ZM169 209L172 212H170ZM178 209L180 211L179 214H178ZM222 209H224V210L222 211ZM232 209H234V210L232 211ZM217 210H218V212H216ZM228 210L230 211V213H228L229 212ZM153 211L156 212V213H154ZM174 211H176L175 214H174ZM204 211H206L207 213H205ZM161 212L162 213L164 212L165 214H167V212H168L167 217L164 216L165 215L164 213L162 214L163 216H161ZM171 213H173V215ZM133 214H135V216ZM200 214H202V215H200ZM136 216H138L139 219ZM9 217H10V219H12L11 215ZM50 217H52V216L51 215H45L44 219L45 220H48ZM135 217H136V220H135ZM154 217H155L156 224L159 223V226L158 225L154 226ZM208 217H209V215H208ZM162 218H163V220L165 222L162 220ZM178 218H181V217H178ZM101 219H102V216L99 215V214H96L95 212L89 213L88 216L84 219L85 222H86V224H87V226H88V228H89L88 235H89V238L90 239L87 237V239H89V241L87 242V245L85 244L84 241L78 242L77 240H75V239H77V236L72 234V246H73V248L71 249V251L74 252V254L76 255L75 258L69 257L70 254L71 255H73V254L71 253L70 249L68 248L69 244H68V242L66 240L64 231L61 230L60 227H59V230H57L56 229V226H55V231L56 232L59 231V236H58L57 241H56L58 247H57V250H56V254L55 255H50L47 258L48 259V262H46V264H62V262H60L61 261L60 260V257L62 255H67V257H65L67 259L66 260L67 261V264H70L69 262H71L73 264L74 263H77V262H78L77 264H85L86 262L91 263L92 262V259L87 256V253H88L89 250H91V246L96 243V239H97V227L99 225L100 226L102 225V222L100 221ZM156 219H158V220H156ZM231 219H229V220H231ZM148 221L151 222V223H149ZM161 221H163V225L164 226L161 225L162 224ZM74 222L76 223L77 221H74ZM144 222H145L146 225L144 224ZM131 223H132V225H131ZM141 223H143L144 226H142L143 224H141ZM166 225H167V227H166ZM143 227H145V228H143ZM119 228H120L121 231L118 230ZM0 230H1V228H0ZM202 230H201L202 232H200L199 234L203 235V237L206 238V239L208 238L207 241H209V242L211 241V243H209L207 245H203V246H208V245L209 246L210 245L212 246L213 245V248L214 249L212 250L211 253L216 254L217 253V245L219 243H221V241H223V239H226L227 238L226 233L224 232L225 235H224V233L222 235L221 233L212 230V228L210 226L209 227H203ZM211 230H212V233H211ZM170 231H171V233H170ZM207 231H208V233H207ZM10 234H13V233H10ZM35 234H36V231L33 233V235L30 238H34L35 237ZM99 236H100V246H107L105 244L106 241L103 242L104 236L101 237L100 233H99ZM120 237H122V238H120ZM261 237H264V236H261ZM3 238H5V237H0V239H3ZM124 238L127 241L128 240L129 241L126 242V240ZM73 239H74V241H73ZM122 239H123V241H122ZM232 239H234V238H231L230 240H232ZM50 241H51L50 242L51 244L49 243V245H52L53 240H50ZM212 241H214V242H212ZM117 242H119V244ZM216 242L218 244H216ZM238 242L241 243L242 245H245L246 246V244H245L246 243V238L243 237L242 239L239 238V241H237L235 244L221 243L222 245L224 244L223 246H229V247H226V249H223V246H221V244H219V246H221L222 247V250H223L221 252L222 253H226V250L228 249L227 250L228 251L227 253H233L236 256V247H237V243ZM122 244H121V246H123ZM51 247L52 246H49L48 250H50ZM6 249H8V246H6ZM23 251H24V249H23ZM97 251H98V249L93 250V254L96 253ZM255 251L256 250H254L251 255H253ZM22 254H23V252H22ZM69 258H71V259H69ZM254 258H255V256H253L251 259H254ZM89 263H86V264H89ZM258 264H260V262Z\"/></svg>","mask_w":264,"mask_h":264},{"label":"snow or ice","instance_id":"6c2138e0","mask_svg":"<svg viewBox=\"0 0 264 264\" xmlns=\"http://www.w3.org/2000/svg\"><path fill=\"white\" fill-rule=\"evenodd\" d=\"M27 30V29H25ZM90 35L93 33H89ZM83 35V33H81ZM62 40H66L67 37H61ZM10 44V42H9ZM18 47H24V45H18ZM252 51H256L255 48L252 49ZM257 59L258 62L262 67H264V55L259 56ZM261 83H264V80L260 81ZM258 90V89H257ZM40 103L44 105H49L52 109V111L49 113L50 121L48 124L43 126V136H47L49 139L47 141H42L44 144V147L48 150H51L53 148V137L56 135L58 129H62L67 131V129L64 126V121L62 117V105L59 102H53L52 99H50L47 95L41 94L40 97ZM264 106V105H262ZM18 110V109H17ZM244 109H241V113H244ZM9 116V110L4 107L0 108V132L4 131L6 121ZM261 130L264 131V124L261 126ZM212 126L210 125L207 129H202L198 131L196 134L199 136L200 140H204L206 136L212 135ZM238 136L240 135V130L237 129ZM69 137L66 136L65 139H68ZM241 139L245 140L244 144V150L247 156V159L250 162H254L259 157V163L255 166V171L259 175V182L262 186H264V143L258 141L253 136L251 139L247 136H240ZM224 139L228 140L229 137H224ZM17 136L12 135L10 138H0V164L7 165L10 163H19V162H27L30 159V155L28 153H25L23 151H20V145L17 143ZM84 141V138L81 137V142ZM70 147V145L65 144V148ZM190 147L195 148L196 145L192 144ZM232 154L233 157L236 156V147L235 145H232ZM189 152H185L184 156H188ZM227 155V153H226ZM44 159H47V156L43 157ZM108 157L105 155L104 159H107ZM236 164L239 167H242V161L240 159H236ZM169 167L171 168L172 165L169 164ZM115 169H109V173H113ZM57 179L55 181L56 187L52 189V192L55 193L57 191V188L61 185V183H72V181H68L64 179L65 173L63 170H58L57 173ZM241 181L247 186L250 182L245 181L244 177H240ZM125 185L128 183L127 181H122ZM63 195V193H60ZM111 195V193H109ZM31 199V197H29ZM121 199H123V195L121 196ZM43 203V201H41ZM56 207H59V202L57 201L56 205L53 206V214L55 213ZM27 209H22V212H26ZM256 212V215H253L251 217L252 223L256 224L257 215L264 212V209H258L254 210ZM37 215L41 218V222L38 226H36V235L34 238H28L25 241H23L19 246L20 248L24 249L22 258L16 259L15 264H46L45 262V255L47 254L49 243L51 240L52 234L55 232V226L56 222L59 220V217H56L53 215L48 220H45L44 217L46 215L45 212L37 213ZM113 215L112 211H109L108 216L111 217ZM25 218L23 215L15 216L14 219L9 220L6 224L2 226V230H0V237H6L7 241H11L12 237L10 233L15 232L17 229L14 227L21 221H23ZM243 219V218H242ZM23 227V224L20 225ZM231 227V225H229ZM256 232L251 233L249 231L244 232V236L246 237V246L242 245L241 243H237L236 247V257L240 259L241 264H255V261H253L250 257L254 250L258 251L260 256V264H264V237H261V228L259 225H256ZM31 231V229H29ZM218 231V230H217ZM103 232V224L97 229V239L96 243L91 246V250L88 251L87 256L89 258L93 255V250H96L100 246V236L99 233ZM75 235V234H74ZM139 243V242H138ZM217 248L219 249V244L217 245ZM6 250V243L0 244V252H3ZM20 253H12V256L19 257ZM228 257L225 256L224 260L227 262ZM63 264H67V261L65 260ZM232 264H237L236 260L232 261Z\"/></svg>","mask_w":264,"mask_h":264}]
</instances>
